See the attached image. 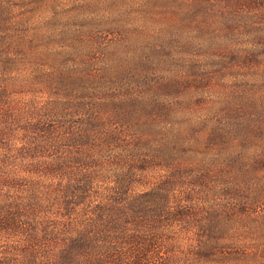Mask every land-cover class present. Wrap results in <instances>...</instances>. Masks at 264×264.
Segmentation results:
<instances>
[{
	"label": "rangeland",
	"instance_id": "374dc122",
	"mask_svg": "<svg viewBox=\"0 0 264 264\" xmlns=\"http://www.w3.org/2000/svg\"><path fill=\"white\" fill-rule=\"evenodd\" d=\"M132 92L144 95L146 111L116 105ZM66 114L93 131L73 153L87 151L88 140L106 159L121 156V132L134 155L133 139L154 134L134 155L148 167L178 133L194 136L200 170L169 184L178 205L192 202L181 200L188 192L196 206L180 250L193 258L210 241L212 221L202 215L227 202L214 241L246 264H264V0H0V154L30 141L31 125L63 131ZM159 168L137 174L168 177ZM208 172L239 177L225 180L224 194L206 184Z\"/></svg>",
	"mask_w": 264,
	"mask_h": 264
},
{
	"label": "trees",
	"instance_id": "16d2710c",
	"mask_svg": "<svg viewBox=\"0 0 264 264\" xmlns=\"http://www.w3.org/2000/svg\"><path fill=\"white\" fill-rule=\"evenodd\" d=\"M143 96L135 92L122 99L118 96L116 105L131 108L139 104L146 111ZM69 116H64L67 125L63 131L59 127H52L51 133L42 130L40 121L31 125L27 129L30 141L22 142L15 155L11 154L12 147L8 154H0V264H246L247 257H232L214 241L220 237L216 234L223 235L219 225L222 218V223L228 219L227 202L212 203L210 211L202 215L212 221L206 231L210 241L193 258L180 250V242L194 226L195 216L189 212L196 206L188 192L183 197L181 194V200L192 202L178 205L169 184L175 185L184 172L200 170L195 156L202 152L193 144L194 136L178 133L170 153L162 149L148 167L146 159L134 155L150 146L154 134L133 139L137 143L134 155L128 147L132 141L119 131L114 135H121L119 140L125 143L108 146H125L121 156L106 159V151L102 153L98 146L101 144L88 140L82 144L89 147L87 151L73 153L75 144L90 138L93 131L82 129ZM166 140L164 134L161 143L166 144ZM199 142L203 144L200 140L196 144ZM205 148L202 146L204 153ZM174 149H179V154L172 152ZM66 153L77 154V161L65 159ZM161 164L168 168V177L137 174L160 169ZM209 175L206 184L219 187L224 194L231 186L225 180L239 177L232 173L220 179L213 172ZM136 185L151 189L136 192ZM207 198L205 191L201 202L206 203Z\"/></svg>",
	"mask_w": 264,
	"mask_h": 264
}]
</instances>
